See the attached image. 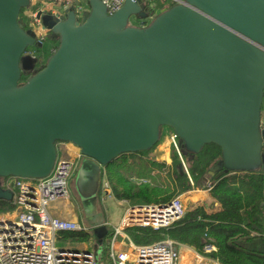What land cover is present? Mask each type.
Wrapping results in <instances>:
<instances>
[{
	"label": "water",
	"instance_id": "obj_1",
	"mask_svg": "<svg viewBox=\"0 0 264 264\" xmlns=\"http://www.w3.org/2000/svg\"><path fill=\"white\" fill-rule=\"evenodd\" d=\"M31 1L0 0V179L46 178L58 143L77 148L69 188L98 260L100 175L121 155L152 150L163 128L183 156L218 147L220 175L264 172V0H182L144 27L129 24L149 16L144 0L111 16L87 0L81 20L39 13L57 47L24 74L22 57L38 46L19 22ZM12 199L0 186V201Z\"/></svg>",
	"mask_w": 264,
	"mask_h": 264
},
{
	"label": "built area",
	"instance_id": "obj_2",
	"mask_svg": "<svg viewBox=\"0 0 264 264\" xmlns=\"http://www.w3.org/2000/svg\"><path fill=\"white\" fill-rule=\"evenodd\" d=\"M111 16L125 2L135 0H98ZM148 9L145 20L137 19L135 27H144L156 15L182 0H144ZM159 5V7H158ZM65 10H73L76 18L81 20L88 12L87 0H53L51 6L40 0H32L29 8L22 11L27 27L33 33L38 45H42L47 32L39 23L38 14H50L57 19L64 17ZM27 14L25 15V13ZM25 15V16H24ZM135 20V19H132ZM35 59L31 52H27ZM264 126V118H262ZM167 138L172 145L180 165L189 180L188 196H210L211 185L197 188L193 185L185 167L178 139L166 129ZM77 167L75 160L57 157L52 172L43 179H0V186L13 193L10 203L12 210L0 213V264H102L95 252L89 249L58 246L59 236L67 232H86L87 229L76 222L53 218L48 213L51 204L66 201L70 195L69 183ZM99 195L102 200L111 196V189L104 171L100 183ZM177 197L171 202L153 205H129L117 226L108 234L109 244L104 247L107 255L106 264H220L209 255L215 249L211 245L203 247V253L176 243L168 238L146 246L133 244L126 235L130 228L148 227L154 231L167 229L182 220L188 212L199 209L198 205L187 208ZM88 232V231H87Z\"/></svg>",
	"mask_w": 264,
	"mask_h": 264
},
{
	"label": "trees",
	"instance_id": "obj_3",
	"mask_svg": "<svg viewBox=\"0 0 264 264\" xmlns=\"http://www.w3.org/2000/svg\"><path fill=\"white\" fill-rule=\"evenodd\" d=\"M19 22L28 31L22 13ZM55 42L46 37L42 45L32 47L31 53L40 68L45 64L43 56L47 52L50 56L56 48ZM25 79L22 78L21 83ZM263 114L264 98L262 118ZM152 150L121 155L104 169L111 196L116 201L130 205L162 204L173 201L188 189V178L179 168L177 155L174 153L171 165H166L149 157ZM220 154L218 147L207 145L197 156L191 158L182 155L189 166L187 171L194 186L202 185L203 180L207 179L212 186L211 199L218 207L214 203L210 205L209 198L203 194L197 203L199 209L188 212L182 220L167 229H128L126 235L130 241L137 246H146L168 238L199 253H203L204 246L211 245L215 250L209 256L220 264H264V172L258 170L241 176L231 173L220 175V171L214 168L220 161ZM163 175L166 179L159 180ZM209 207L216 208L208 212L205 209ZM11 210L10 203L0 201V213ZM61 237L64 241L76 243H85L90 239L86 232H67ZM101 261L106 264V253Z\"/></svg>",
	"mask_w": 264,
	"mask_h": 264
},
{
	"label": "rangeland",
	"instance_id": "obj_4",
	"mask_svg": "<svg viewBox=\"0 0 264 264\" xmlns=\"http://www.w3.org/2000/svg\"><path fill=\"white\" fill-rule=\"evenodd\" d=\"M158 7H159V5H158ZM84 15H86V13ZM134 22H137L136 19L135 20L131 19L130 22H129L130 26H134L135 25ZM28 33L30 35H33L31 30H29V29H28ZM55 44H56L55 47H57V41L55 42ZM32 51H33L32 48H29L28 52H32ZM33 53H35V51ZM48 55H49V52H47L43 56L45 58V61L49 57ZM30 57L31 56L27 55V53L22 57V71L24 72V74H29L33 70L37 71L40 68L39 65H36V68H35V66L33 65L32 61H31V59H29ZM31 65H33V67ZM165 131H166V128H163L162 129L163 135H164ZM155 153H159V155H163L165 153H168L170 155V157H172L174 155V153L176 154V152L174 151L172 145H170V144L166 145L165 144V139L163 137L162 138L160 137L159 144L157 145L155 150L150 154L151 157H152V155L155 156ZM182 158H183L185 167L188 170L189 166H188V164H187V162H186V160L184 159L183 156H182ZM177 159H178V157H177ZM75 161L77 162V159ZM169 165H171V162H170ZM179 166H180V162H179ZM180 168L183 171L182 167H180ZM154 174L157 175V173H155V172H154ZM238 174L243 175V173H238ZM161 179L165 180L166 177H164V175H163V177L159 178V180H161ZM187 185H189V180H188V184ZM207 185H209V182H208L207 179H204L203 182H202L201 187L206 188ZM180 196H183L182 200L184 202L188 201L189 203H193L194 204V202L192 201L193 200L192 199L193 196L186 195L184 191L180 194ZM180 196H178V197H180ZM194 201H196V200H194ZM51 205H53L54 207L57 208L56 215L64 214L63 212L65 210L72 211V213L76 216V222L79 223L80 225H83V220H81V218L79 216L80 215V211L78 209V205L75 203V200L73 199L72 195H69V198L66 201H59V202L53 203ZM128 206H129L128 203L116 201V200L112 199L111 197L107 198L105 203L103 204V211H104L103 214L104 215L102 217L99 216L97 218L96 223H94V225H101L102 226V232H103V235L105 237L104 238V243H103V248L105 246H108V244H109V240H108V236L109 235L108 234L110 233L112 227H115V226L118 225V223H119V221H120V219H121V217L123 215L124 210ZM61 220H63V219H61ZM67 221H69V220H67ZM105 222H107V223H105ZM86 233H88L90 235L89 232L86 231ZM60 242H62V243H57L58 246H65L66 245V246H70V247H73V248H77L78 246H82L81 244H83L86 247V249L94 251V246H93L94 245V240H93L91 235H90V239L87 242H85V243H76V242H70V241L69 242L68 241L64 242V240H62V239H61ZM156 242H159V240L158 241H153V242L149 243V245L154 244Z\"/></svg>",
	"mask_w": 264,
	"mask_h": 264
},
{
	"label": "crops",
	"instance_id": "obj_5",
	"mask_svg": "<svg viewBox=\"0 0 264 264\" xmlns=\"http://www.w3.org/2000/svg\"><path fill=\"white\" fill-rule=\"evenodd\" d=\"M43 4H48V5H50L51 6V3H53V0H40ZM27 14V12L25 13V15ZM24 15V16H25ZM26 17V16H25ZM24 17V18H25ZM163 138L165 139V144L166 145H169L170 143H169V141H168V138H167V132L165 131L164 132V135H163ZM157 147V146H156ZM155 147V148H156ZM155 148L151 151V153L155 150ZM150 153V154H151ZM57 155H58V157L59 158H62V159H69V160H76L77 158H78V156H79V151H78V149L77 148H75L74 146H72L71 144H68V143H58L57 144ZM149 157L150 158H152V159H154L156 162H158V163H164V164H166V165H169L170 164V162H171V157H170V155L168 154V153H165V154H163V155H159V153H155V156H153L152 155V157H151V155H149ZM233 175V174H232ZM237 175H239V176H241L240 174H237ZM101 180H102V173H101V175H100V180H99V186H98V195H97V197H98V207L100 208V213L102 214V216L104 215L103 214V204L105 203V201H106V199L105 200H102L101 198H100V195H99V189H100V183H101ZM195 187H197V188H203V187H201V185L200 186H195ZM70 195H72V197H73V199L75 200V203L78 205V209H79V211H80V218H81V220H83V215H82V211H81V208H80V206H79V202L75 199V197H74V195H73V193L70 191ZM205 196H207L208 198H209V200H210V205H211V203H214V204H216L212 199H211V195L210 196H208V195H205ZM112 199H114L112 196H110ZM109 198V197H108ZM193 200V202H194V204L193 203H189L188 201L186 202L185 201V205L187 206V208H191V207H195V206H197L198 204V202L200 201V198H199V196L197 197V196H193V198H192ZM115 200V199H114ZM194 200H196V201H194ZM129 204V203H128ZM197 204V205H196ZM130 205V204H129ZM216 207H218V205L216 204L215 205ZM216 207H214V208H207V209H205V210H207L208 212H210V211H214L215 210V208ZM48 213H49V215L51 216V217H53V218H56V219H63V220H69V221H71V222H76V216L72 213V211H68V210H65L63 213L64 214H62V215H56V213H57V208L56 207H54L53 205H51L49 208H48ZM78 216V217H79ZM77 223V222H76ZM105 223H107V222H105ZM79 224V223H78ZM108 225V224H107ZM81 226H83L84 228H86L87 229V227L84 225V223H83V225H81ZM62 235H60L59 236V239L61 240L62 239V237H61ZM65 242V241H64ZM82 246H78L77 248H80V249H86V247L83 245V244H81ZM94 246V245H93Z\"/></svg>",
	"mask_w": 264,
	"mask_h": 264
},
{
	"label": "flooded vegetation",
	"instance_id": "obj_6",
	"mask_svg": "<svg viewBox=\"0 0 264 264\" xmlns=\"http://www.w3.org/2000/svg\"><path fill=\"white\" fill-rule=\"evenodd\" d=\"M137 20V19H136ZM72 179V178H71Z\"/></svg>",
	"mask_w": 264,
	"mask_h": 264
}]
</instances>
